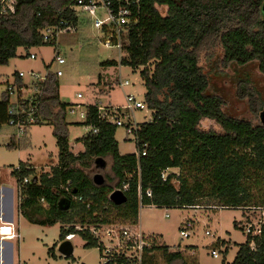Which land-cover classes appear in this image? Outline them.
Wrapping results in <instances>:
<instances>
[{"label": "trees", "instance_id": "16d2710c", "mask_svg": "<svg viewBox=\"0 0 264 264\" xmlns=\"http://www.w3.org/2000/svg\"><path fill=\"white\" fill-rule=\"evenodd\" d=\"M74 1L17 0L12 12L0 14V66L15 58L19 48L29 57L30 48L54 45L43 42L44 27L68 21L77 28L79 18L65 10ZM139 1L138 20L128 31L119 63L101 64L142 68L143 102L153 114L150 121L137 125L134 154H119L117 127L102 121L94 104L85 106V118L78 123L90 129L79 140L84 151L73 155L65 124L70 105L60 100L58 77L48 74L33 84L32 105L39 109L34 125L53 127L58 164L50 174L27 183L23 179L34 172L31 167L18 165L12 176L20 213L34 225L60 223V241L77 234L85 247L101 250L90 228L116 222L134 226L140 205L186 209L209 200L223 209H264V127L224 114L221 99L208 94L209 80L199 65L200 54L216 48L225 65L257 63L264 75L263 0ZM158 7L166 9L164 15ZM13 77L18 92L26 87L17 73ZM16 103L27 106L29 100L18 96ZM9 105L7 95L0 101V125L8 123ZM263 107L256 111L260 114ZM204 119L214 120L222 133L201 130ZM14 147L11 141L8 148ZM106 157L112 164V177L106 180L114 178L121 191L127 187L123 191L127 201L120 206L108 201L112 188L107 183L101 187L92 183L95 160ZM170 169L179 174L168 173L162 180V172ZM149 238L151 247L145 249L143 264H150L147 258L156 249L168 256V264H185L180 251L168 253V247L157 246L154 236ZM231 264H264V226L254 236L247 234Z\"/></svg>", "mask_w": 264, "mask_h": 264}, {"label": "rangeland", "instance_id": "374dc122", "mask_svg": "<svg viewBox=\"0 0 264 264\" xmlns=\"http://www.w3.org/2000/svg\"><path fill=\"white\" fill-rule=\"evenodd\" d=\"M158 10L162 15L166 12L164 7H158ZM100 37L91 18L81 13L75 31L60 34L54 45L30 48L27 53L34 55V59L24 56L25 50L19 48L15 58L7 65L0 66V101L9 95L10 104H14L18 96L27 99L35 93L33 84L40 80L32 78L31 72L42 79L56 71L62 72V76L57 78L59 97L62 102L70 105L65 114V124L69 149L73 155L84 151L79 140L88 129L78 123L83 121L85 106L96 104L99 107H122L125 105L126 95L134 96L136 101H144L146 90L140 76L142 68L132 69L119 64L116 67H102L101 64L106 61L119 63L120 54L116 49L104 47ZM57 51L65 61L63 65H57L53 61ZM222 58L221 50L216 48L200 54L199 65L209 80L208 94L221 99L222 111L228 117L246 120L252 125L260 124L259 111L256 110L264 105V75L260 73L258 64L250 63L242 67L225 65ZM14 73H23L22 81L26 87L19 92L14 88L9 94L7 88L13 84ZM125 82L128 84L122 86ZM241 87H244V91H241ZM152 114L145 107L143 110L130 111V119L124 117L123 121L126 123L130 120L138 125L150 121ZM199 128L222 133L214 120H202ZM53 131L50 124L42 123L30 126L23 135H17L15 128L8 124L0 125V186L12 190V221L19 234V239L11 242L16 254L12 264H102V251L97 247H85L84 240L77 234L70 241L73 254L63 257L58 251L60 244L64 242L59 239L62 227L60 223L53 226L34 225L24 215L16 212V179L12 176V171L18 165L31 167L34 170L29 176L31 180L35 176L50 174L58 164V149ZM115 140L120 155L136 152L135 136L128 133L125 126L117 127ZM11 141L15 142L16 147L8 148ZM104 159L106 168L93 169L91 176L101 174L113 190L116 183L114 178L110 182L106 180V177H112L111 159ZM168 173L178 175L179 171L170 169ZM201 204L199 207L186 209L143 206L139 208L138 228L146 235L154 236L157 246L168 247V253L180 251L185 264H231L238 245L246 242L245 228L251 226V235L254 236L264 226V209H223L209 200H204ZM113 225L129 226L118 222ZM106 227L103 226L100 231ZM181 229H186L188 237L179 236ZM106 240H103L104 245L107 244ZM217 240L225 241L227 250L215 243ZM212 250L217 252L218 258L211 256ZM147 259L150 264H168V256L162 250H153Z\"/></svg>", "mask_w": 264, "mask_h": 264}, {"label": "built area", "instance_id": "2783aa9c", "mask_svg": "<svg viewBox=\"0 0 264 264\" xmlns=\"http://www.w3.org/2000/svg\"><path fill=\"white\" fill-rule=\"evenodd\" d=\"M17 0H0V14H6L12 12ZM139 0H75L72 4L66 7V11L73 16L79 18L81 13L87 14L91 18L93 27L98 29L101 37L102 44L106 48L116 49L120 58L122 56L123 45L126 42V36L132 25H135L138 20ZM75 26L68 21H60L55 26L44 27L40 34L43 42L56 44L58 36L62 33H69L75 31ZM57 51L54 56V62L57 65H63L64 59L59 56ZM30 59H34V55H29ZM31 77L43 82V79L31 72ZM56 77H61L62 72L56 71L54 73ZM17 76L22 79L23 73H17ZM38 80V81H39ZM125 82L122 86H126ZM16 86H8L7 91L9 94L13 92ZM79 97V95H78ZM29 103L27 106L17 104H10L8 107V125L15 128L17 135H23L29 129L30 126L37 122L39 109L37 105H32V98H28ZM146 105L144 102L136 101L132 95L125 96V105L122 107H99V117L105 123L118 126H125L128 133H132L137 130V125L128 120L124 123L123 118H129V112L134 110H143ZM83 119L85 114L82 115ZM88 131L90 130L87 128ZM87 131V132H88ZM136 141V138H135ZM144 152L141 153L144 156ZM17 169V167H16ZM169 170L162 172L161 178L165 180ZM29 179H23V183H27ZM126 186L122 191L126 190ZM146 195L150 197V192L146 191ZM143 207L140 205V208ZM155 207V206H151ZM168 217V215H165ZM90 228V232L94 238L97 239L101 251H102V264H143L145 249H150L151 240L149 235L142 233L137 227L129 226H114L108 225L105 229ZM80 229V228H77ZM100 232L101 235H100ZM245 232L251 233V226L245 228ZM260 229L258 230V233ZM208 234V232H205ZM75 235L70 234L65 236L64 241H71ZM181 238L188 237L186 229H181L179 232ZM0 237L7 239H14L17 237L15 229L9 223H1L0 225ZM107 239V244L104 245V241ZM213 258H218L215 250L211 251Z\"/></svg>", "mask_w": 264, "mask_h": 264}, {"label": "crops", "instance_id": "0c3cea01", "mask_svg": "<svg viewBox=\"0 0 264 264\" xmlns=\"http://www.w3.org/2000/svg\"><path fill=\"white\" fill-rule=\"evenodd\" d=\"M28 54L31 55L30 53H28ZM21 82L23 84L22 79H21ZM89 105H94V104H89ZM69 148H70V146H69ZM29 180H30V178H29ZM16 192H17L16 212L20 213V211L18 209L19 203H20V196H19V192H18L17 182H16ZM147 207L152 208L151 206H147ZM12 213H13L12 190L0 186V225H1V223L11 224L13 226V228L15 229V233L17 235V237L14 239H7V238H1L0 237V264H12L14 255L16 256L11 242H13L16 239H19V234L17 232V229L15 228V224L12 221ZM135 227H137V228L139 227L138 221H137V224L135 225ZM215 243H218L220 246H223V247H226V245H227V243L225 241H220V240H217ZM18 245H19V242H18ZM226 250H227V247H226Z\"/></svg>", "mask_w": 264, "mask_h": 264}, {"label": "water", "instance_id": "95a60500", "mask_svg": "<svg viewBox=\"0 0 264 264\" xmlns=\"http://www.w3.org/2000/svg\"><path fill=\"white\" fill-rule=\"evenodd\" d=\"M262 12L264 13V0L262 4ZM259 120L261 125L264 127V107L262 111L259 114ZM96 169L98 170H104L107 166L106 162L102 158H98L95 160ZM92 183L96 187H101L106 184L104 177L101 174H93L91 176ZM108 201L113 204L114 206H120L126 203L127 198L123 191L120 189H113L109 195H108ZM58 251L60 255L67 258L70 257L73 254V247L70 243V241H64L60 244Z\"/></svg>", "mask_w": 264, "mask_h": 264}]
</instances>
